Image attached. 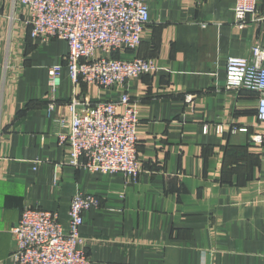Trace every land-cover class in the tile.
<instances>
[{"label": "crops", "instance_id": "crops-1", "mask_svg": "<svg viewBox=\"0 0 264 264\" xmlns=\"http://www.w3.org/2000/svg\"><path fill=\"white\" fill-rule=\"evenodd\" d=\"M143 1L149 23L137 51L95 55L149 59L157 72L106 90L74 88L66 42H33L26 7L0 0V264H12L11 229L24 207L56 212L66 228L76 192L99 201L79 227L90 264H264V142H250L264 136L258 95L223 87L228 57L264 49V21L239 26L236 0ZM60 64L50 96L48 69ZM123 94L138 105L137 181L67 165L47 104L67 115L60 105L72 98L80 110Z\"/></svg>", "mask_w": 264, "mask_h": 264}, {"label": "built area", "instance_id": "built-area-1", "mask_svg": "<svg viewBox=\"0 0 264 264\" xmlns=\"http://www.w3.org/2000/svg\"><path fill=\"white\" fill-rule=\"evenodd\" d=\"M18 1L28 11L33 42H66L68 52L63 62L74 88L85 83L106 90L123 89L130 80L156 74L157 67L149 59L134 57L122 61L95 55L96 51L105 55L137 51L149 23L148 6L143 0ZM260 1L236 0L233 13L239 26L247 25V17L252 23L264 21V14L258 10ZM62 68L60 64L48 69L50 96L60 86ZM223 87L226 91L257 94L256 118L264 124V49L255 45L249 58L228 57ZM57 106L52 99L46 113L55 127L58 146L68 149L67 165L92 174L120 173L129 181H137L142 172L137 151L138 105L128 95H121L116 102H98L80 110V103L72 98L60 105L67 115L61 114ZM215 130L219 135L224 133L222 126ZM229 131L234 134L237 129ZM250 142L260 146L264 136L254 134ZM98 206L94 196L76 192L70 200L66 228L56 212L24 207L11 229L12 264H90L79 227L83 213Z\"/></svg>", "mask_w": 264, "mask_h": 264}]
</instances>
